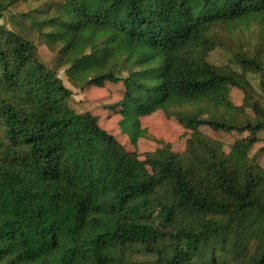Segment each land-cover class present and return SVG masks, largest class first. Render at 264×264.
I'll return each mask as SVG.
<instances>
[{
  "label": "trees",
  "instance_id": "trees-1",
  "mask_svg": "<svg viewBox=\"0 0 264 264\" xmlns=\"http://www.w3.org/2000/svg\"><path fill=\"white\" fill-rule=\"evenodd\" d=\"M40 1L0 0V20ZM25 15L53 68L0 26V264H264V168L249 155L264 133V58L208 61L224 47L217 27L264 37V0H50ZM60 69L79 91L122 85L108 108L132 143L161 111L188 132L183 150H125L69 106ZM202 127L243 137L225 151Z\"/></svg>",
  "mask_w": 264,
  "mask_h": 264
},
{
  "label": "rangeland",
  "instance_id": "rangeland-1",
  "mask_svg": "<svg viewBox=\"0 0 264 264\" xmlns=\"http://www.w3.org/2000/svg\"><path fill=\"white\" fill-rule=\"evenodd\" d=\"M50 0H41L38 3H18L10 6L4 13L3 19L0 20V26L5 29L22 34L35 42L40 61L48 68H53L54 55L41 43L36 31L32 27L29 18L25 14L32 12V9L42 7ZM56 1V0H54ZM212 36L222 42L224 47H216L208 55V61L213 65H231L233 54L238 51H246L248 53H257L264 58V37L260 34L258 27L255 24L249 26L238 25L227 27H217L212 31ZM58 77L63 84L72 92L69 106L77 113L82 114L90 112L98 119L99 126L106 132L113 135L117 141L129 152L136 153L140 159L147 152H152L164 144H169L174 151H182L185 141L188 137V132L184 130L174 119L167 118L163 112L157 111L150 116L140 119L141 128L147 131V137L138 139L132 143L125 134L122 133L118 126L121 117L118 110L109 109L108 106L116 104L122 98L121 84H105L102 88L87 87L84 91H79L67 82L64 69L57 72ZM249 79L255 90L258 91L257 77L249 75ZM229 100L234 105H241L242 94L237 89H232L229 95ZM247 113L252 117L249 110ZM200 131L220 141L225 151L230 149V146L237 139L243 136L237 134H225L223 132H212L206 127L200 128ZM258 142L253 145L250 150V156H256L260 165L264 168V153L257 155L259 149L264 146V133L257 135ZM131 257L136 259L139 264H149L147 259L141 255L136 257L131 254Z\"/></svg>",
  "mask_w": 264,
  "mask_h": 264
}]
</instances>
